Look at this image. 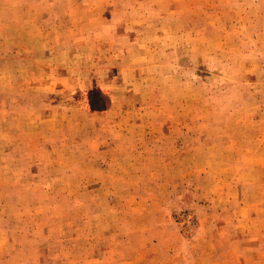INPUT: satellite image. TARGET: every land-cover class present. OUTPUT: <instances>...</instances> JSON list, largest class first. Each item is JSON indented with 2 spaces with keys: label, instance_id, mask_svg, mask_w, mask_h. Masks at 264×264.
<instances>
[{
  "label": "rangeland",
  "instance_id": "1",
  "mask_svg": "<svg viewBox=\"0 0 264 264\" xmlns=\"http://www.w3.org/2000/svg\"><path fill=\"white\" fill-rule=\"evenodd\" d=\"M0 264H264V0H0Z\"/></svg>",
  "mask_w": 264,
  "mask_h": 264
}]
</instances>
